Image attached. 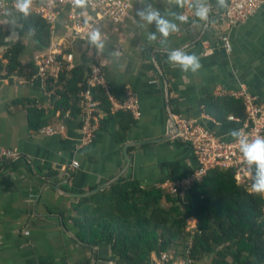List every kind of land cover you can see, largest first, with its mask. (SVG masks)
Masks as SVG:
<instances>
[{"label": "crops", "instance_id": "1", "mask_svg": "<svg viewBox=\"0 0 264 264\" xmlns=\"http://www.w3.org/2000/svg\"><path fill=\"white\" fill-rule=\"evenodd\" d=\"M129 2V10L117 23L88 8L82 15L91 21V29L99 27L104 35L105 49L100 54L87 43L91 29L82 38L73 36L65 8L56 17L54 34L48 27L49 41L43 45L20 16L12 13L6 17L1 28L6 36L0 40V62L7 64L5 52H18L21 74L5 77V70L0 72V147L14 149L20 156L0 170V264H115L116 256L108 245L95 246L77 238L79 229L71 217L73 203L108 188L115 180L162 188L163 182L183 177L195 162L178 139H167L174 133L169 128L170 114L173 119L196 121L224 140L231 139L226 133L237 129V122L227 121V117L215 122L202 111V105L210 101L209 96H217L218 89L243 90L264 104V3L245 22L228 29L216 23L221 10L217 0H206L210 6L207 21H200L194 9L178 8L169 0H147L162 15L167 9L188 18L187 23H180L169 15L179 31L162 44V38L147 39L148 32H155L154 23L143 27L138 23L141 0ZM220 34L227 35L229 51L219 45ZM52 42L73 55L71 69L79 68L84 79L91 61L102 67L116 99H123L130 89L139 98L141 116L121 111L123 116L103 127L106 116L99 107L100 127L93 140L82 145L79 102L73 103L72 93L63 103L59 101L58 92L64 90L58 81L62 71L46 81L37 74L34 57L46 52ZM173 49L195 54L201 68L184 73L170 65L167 56ZM71 69L64 70L65 78L71 77ZM29 104L46 111L38 130L31 128ZM75 107L78 111L73 115ZM60 126L63 129L54 135L42 132ZM73 161L77 168H71ZM194 227L195 219L187 217L185 229ZM173 253L171 249L164 254L175 261L182 259ZM151 259V264L175 263L172 259L160 263L156 253Z\"/></svg>", "mask_w": 264, "mask_h": 264}, {"label": "trees", "instance_id": "2", "mask_svg": "<svg viewBox=\"0 0 264 264\" xmlns=\"http://www.w3.org/2000/svg\"><path fill=\"white\" fill-rule=\"evenodd\" d=\"M20 19L42 45L49 41L48 26L42 18L20 15ZM2 27L0 40L6 36ZM5 53L7 64L0 62V72L7 71L5 77L13 72L20 75L18 52ZM65 76L66 71H62L58 78L64 84L63 93L58 92L59 101L63 103L72 93L73 103H77V85H84L85 79L79 68L71 69L70 78ZM96 95L106 116L101 126L123 116L121 111L111 113L100 89ZM208 99L202 111L215 122H223L229 114L244 119L239 99ZM58 103L55 101L54 110ZM77 111L78 107L73 108L72 114ZM28 112L31 128H41L46 111L29 104ZM74 210L71 217L79 229L77 238L95 246L108 245L116 256L115 264H151L153 253L161 258L171 249H179L180 258L188 259L189 264H264V195L236 182L231 170L209 171L182 195H172L161 186L143 188L135 180H115L104 190L79 197L73 203ZM190 216L195 227L186 230L185 220Z\"/></svg>", "mask_w": 264, "mask_h": 264}, {"label": "built area", "instance_id": "3", "mask_svg": "<svg viewBox=\"0 0 264 264\" xmlns=\"http://www.w3.org/2000/svg\"><path fill=\"white\" fill-rule=\"evenodd\" d=\"M264 3V0H227V7L221 8L216 15V23L219 26L225 25L228 29L245 22ZM66 9L67 20L74 37L82 38L88 32L92 23L83 17L79 9L74 7L72 0H32L29 15H36L42 18L49 27L50 34H54V22L63 9ZM88 9L99 13L100 18L112 22H119L130 8L129 0H89ZM22 15L15 10L14 0H0V27L5 25L8 14ZM28 15V16H29ZM87 21V24L85 23ZM218 42L222 49L229 51V43L226 34L218 36ZM91 51V49H89ZM73 55L65 54L60 44L52 42L48 50L34 57L37 67V74L42 81H46L53 73H59L71 69ZM100 89L110 105V111L131 112L135 118L141 116L140 101L130 89H127L123 99L118 100L111 92L106 81L105 72L98 64L90 62L84 85L80 86L78 94L79 102V131L81 144L90 143L96 131L99 129L98 111L101 105L97 98L96 90ZM217 96H227L239 99L243 105L245 117L240 120L232 115L227 116V121H235L239 124L237 129H243L250 136H264V104L258 97L246 93L243 90L225 91L218 89ZM175 138L184 144L192 155L195 166L178 180H170L162 183V189L172 195H182L193 183L201 180L211 170H231L236 182L244 183L250 189L249 180L251 170L248 169L239 152L238 144L232 139L224 140L211 130L200 125L191 119H184L174 116ZM63 129L46 127L42 132L46 135H54ZM14 149L0 147V167L11 164L19 157ZM71 168H77L78 163L73 161ZM171 261L166 254L162 255L161 261ZM174 264H189L188 259L174 261Z\"/></svg>", "mask_w": 264, "mask_h": 264}, {"label": "clouds", "instance_id": "4", "mask_svg": "<svg viewBox=\"0 0 264 264\" xmlns=\"http://www.w3.org/2000/svg\"><path fill=\"white\" fill-rule=\"evenodd\" d=\"M88 3L89 0H72L74 7L85 10L80 13L81 15H86ZM169 3H174L178 8L194 9L195 16L200 21H207L209 18L210 6L206 0H169ZM141 4L142 7L136 12L140 26L155 24V32H148L147 35L150 42L162 38L161 43L166 44L170 34L179 31L177 23L169 19V15L180 23H187V16L180 12H169L166 9L162 15L158 9L147 3V0H141ZM217 5L220 8H226L227 0H217ZM31 6L32 0H14L15 10L24 17L30 14ZM85 23L87 24V21ZM14 34L13 32L12 35ZM87 43L98 54L103 53L105 49L104 35L99 27H93L89 31ZM167 59L170 65L178 66L184 73L189 71L196 73L201 68L199 57L180 49L169 51ZM226 135L238 144L239 152L248 169H254V175L251 176L250 192L264 195V136H250L243 129H230Z\"/></svg>", "mask_w": 264, "mask_h": 264}, {"label": "water", "instance_id": "5", "mask_svg": "<svg viewBox=\"0 0 264 264\" xmlns=\"http://www.w3.org/2000/svg\"><path fill=\"white\" fill-rule=\"evenodd\" d=\"M172 126H173V127L175 128V130H176V127L174 126L173 117H172V115L170 114L169 128L171 129ZM175 134H176V132H174L173 134H172V133H169L168 136H166V137H167V139H170V138L174 137Z\"/></svg>", "mask_w": 264, "mask_h": 264}, {"label": "rangeland", "instance_id": "6", "mask_svg": "<svg viewBox=\"0 0 264 264\" xmlns=\"http://www.w3.org/2000/svg\"><path fill=\"white\" fill-rule=\"evenodd\" d=\"M2 72H3V71H2ZM3 74H4V76H6V75H7V71H4ZM8 76H10V74H9ZM14 80H15V79H14ZM99 112H100V111H98V113H99ZM172 251L174 252L173 255L175 256V258H177V257L180 258V256H179V249H178V250H174V249H172ZM175 252H176L177 254H176ZM171 259H172L173 261H175L173 257H172Z\"/></svg>", "mask_w": 264, "mask_h": 264}]
</instances>
